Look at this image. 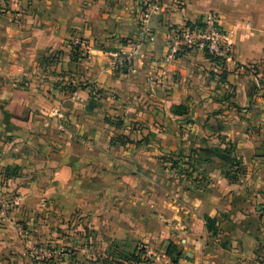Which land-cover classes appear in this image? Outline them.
I'll use <instances>...</instances> for the list:
<instances>
[{
	"label": "crops",
	"instance_id": "obj_1",
	"mask_svg": "<svg viewBox=\"0 0 264 264\" xmlns=\"http://www.w3.org/2000/svg\"><path fill=\"white\" fill-rule=\"evenodd\" d=\"M209 13L253 72L185 46L166 59L169 30ZM138 14L139 0H0V264H139L122 257L170 244L177 264H264V0H163L155 42L114 71Z\"/></svg>",
	"mask_w": 264,
	"mask_h": 264
},
{
	"label": "built area",
	"instance_id": "obj_2",
	"mask_svg": "<svg viewBox=\"0 0 264 264\" xmlns=\"http://www.w3.org/2000/svg\"><path fill=\"white\" fill-rule=\"evenodd\" d=\"M163 0H139V14L137 19V33L135 38L125 47L111 55V67L114 71L124 72L133 68L136 61L142 56V49L147 44L156 40V33L151 25L152 17L159 11ZM17 0H3L5 9L11 10ZM18 16L14 20L17 21ZM168 41L171 43L167 60H172L178 49L182 46L198 48L208 55L219 59L223 64H228L238 73L253 72L254 66H243L237 63L232 53L230 33L222 29L219 17L209 13L200 21L185 25L180 28L170 29ZM258 86V85H257ZM58 120L59 129L62 130L63 115L59 109L53 111ZM156 255L153 251H145L142 259L150 261Z\"/></svg>",
	"mask_w": 264,
	"mask_h": 264
},
{
	"label": "rangeland",
	"instance_id": "obj_3",
	"mask_svg": "<svg viewBox=\"0 0 264 264\" xmlns=\"http://www.w3.org/2000/svg\"><path fill=\"white\" fill-rule=\"evenodd\" d=\"M5 132H7L8 137H9V139L7 141H10L11 138L14 137V133H15L14 128L10 126V128L8 129V131H5ZM114 142H115V140L113 139L111 143L115 144L116 142L115 143ZM220 149L223 150V153L221 152V154H220V163H221V165H224V166L228 167L227 170H225L224 172H228V169H229V173H231L230 174L231 180L232 181H234L235 179L237 180L238 177H239V175L243 173V172H241L240 169L234 170L235 167H239V165H240L239 164V161L231 158V154L230 155H227V154L224 153L227 150L231 151L232 150V147L229 144H224V147H221ZM232 164H233V166H232ZM13 177H14V174H13ZM24 224H25V227L23 228L21 226V228H19V230L21 229V232L22 231L23 232H26L25 238L27 240H30L32 242V241H34V239H36L37 237H39L38 232L35 231V229H36L35 228L36 222L33 221V219H29L28 222L27 223H24ZM212 236L214 237L215 235L213 234ZM42 249H45V248H42ZM39 250H40L39 245H37L34 242H32V244L31 243L27 244L25 251H26V254L31 259H33V260H35V259L39 260ZM47 250L48 251H54L53 249L52 250L47 249ZM154 254L156 256L151 259L152 261L155 260V259H157V258L158 259H160V258L161 259H165L164 253L162 254V256H159L160 254L157 253V252H154ZM151 260H150V262H152ZM165 260H168V259L166 258ZM170 262H171V260H170ZM171 264H172V262H171Z\"/></svg>",
	"mask_w": 264,
	"mask_h": 264
},
{
	"label": "trees",
	"instance_id": "obj_4",
	"mask_svg": "<svg viewBox=\"0 0 264 264\" xmlns=\"http://www.w3.org/2000/svg\"><path fill=\"white\" fill-rule=\"evenodd\" d=\"M73 50L76 51L77 50V47H74ZM59 53H56V54H54V56H50L49 58H51L52 60L55 61V60H57V57H58ZM73 54H74L73 55V61L76 60L77 58H79V56H76L75 55L76 53L73 52ZM209 57L213 58L214 60H218L219 61V59H216V58H214V57H212L210 55H209ZM216 75L218 76V78H219V80L221 82H224L223 77L226 76V72L221 71L219 73H216ZM260 84H261V81H259V85ZM256 88H258V86L255 85L254 89H256ZM185 110H186V108H184L182 106H178V107H174L173 108V113H175V114H183L185 112ZM221 152L223 153V150L220 149L219 155H218L219 158H220ZM224 153L227 154V155H230L231 154V151L227 150ZM233 164H232V166H233ZM15 170H16V168L11 169L10 176H13ZM230 174L231 173H229V171H228L227 172V178H228V181L229 182H232V180L230 178L231 177ZM204 220H205V226H206L207 231L209 233H211L212 235L213 234L215 235L216 234V230H217L216 229V222H217V220L215 218H209V217H205ZM143 253H144V248H142L140 250H137L136 252H134L132 254L124 255L122 257V262H134V263H139V264L140 263H142V264H149L150 261H145L144 259H142L141 256H142ZM165 255L170 258L172 264H177V260L182 256L181 253L177 250L176 246L173 245V244H170L167 247V249L165 251Z\"/></svg>",
	"mask_w": 264,
	"mask_h": 264
}]
</instances>
